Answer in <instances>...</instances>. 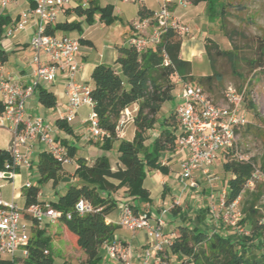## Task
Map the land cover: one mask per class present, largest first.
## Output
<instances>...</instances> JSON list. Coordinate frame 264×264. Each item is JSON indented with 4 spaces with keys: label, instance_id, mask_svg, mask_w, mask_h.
I'll list each match as a JSON object with an SVG mask.
<instances>
[{
    "label": "trees",
    "instance_id": "obj_1",
    "mask_svg": "<svg viewBox=\"0 0 264 264\" xmlns=\"http://www.w3.org/2000/svg\"><path fill=\"white\" fill-rule=\"evenodd\" d=\"M73 1L74 5L66 7L64 11L82 20L48 24L47 33L58 31L81 33L82 25L92 24L95 16L106 25L117 19L111 4L101 6L98 0ZM185 1L193 5L205 2L209 20L219 21L220 27L226 29L225 20L229 5L226 0ZM137 14L144 17L151 15L152 12L140 6ZM6 20L5 17H0V35ZM227 35L229 36L228 33ZM78 39L81 44L90 43L82 37ZM182 41V35L178 31L167 28L160 42L144 51H138L125 44L116 45L117 57L114 65L100 63L95 65L90 73L92 109L97 114L99 126L103 131L100 138L101 149H111L112 141L119 138L116 126L123 110L132 104H137V109L132 116L134 126L132 139H119L117 167L113 169L105 155L96 157L90 164L83 157H77L73 172L75 182L69 183L56 200L48 203L61 212L57 221L65 227L66 235L84 255V264H103L105 260L100 254V247L110 241L116 229V226L105 221L106 215L118 204L112 193L120 190L118 193L126 198L123 203L130 204L134 211H138L133 202L150 200V192L144 186L147 173L152 170L162 175L168 173L169 166L165 161L171 160L177 152L179 120L175 108L161 121L158 114L163 103L175 97V83L178 81L196 83L209 98L217 102L210 93V87L221 77L214 69L211 74L193 76L190 61L180 57ZM258 47L264 49L262 43ZM204 48L212 67L213 50L214 55L226 57L235 71L236 54L232 50L219 49L209 38H205ZM6 59V52L0 48V62ZM249 63L252 67L261 65L254 60ZM237 88L238 90L245 88L244 109L247 104L249 109L254 110V105L248 98L247 86ZM37 96L44 107H55L56 97L51 91L38 88ZM55 124L67 132L70 131L68 123L64 120L58 118ZM243 127L245 133H248L256 125L250 124L247 118V122L235 128V132L238 134ZM64 145L72 158L75 147ZM220 158L223 172L229 175L226 180L224 202L228 204L234 200L238 201L241 217L236 226L244 228L245 232L239 233L234 230L233 234H229L234 227L229 228L221 221H218L216 228L210 230L204 224L207 220L206 214H201L197 217L200 225L191 219L174 225L172 232L174 236L168 246V253L181 264H264V180L255 182L253 187L247 185L256 171L264 176V153L259 157H245L240 155L236 144ZM5 162H10V153L8 149L0 148V169L4 168ZM62 169L63 165L49 152L45 150L38 152L36 170L39 182L51 181L56 187ZM39 192L40 188L31 184L23 190L25 208L34 203L44 204L38 201ZM80 198L87 200L93 210L85 214L77 213L74 205ZM169 211L171 216L175 217L180 213V208L172 206ZM207 211L209 208H206L205 212ZM49 244L43 227L31 219L29 239L25 246L27 255L18 257L15 261H21L22 264H53ZM0 264H12V261L0 257Z\"/></svg>",
    "mask_w": 264,
    "mask_h": 264
},
{
    "label": "built area",
    "instance_id": "obj_2",
    "mask_svg": "<svg viewBox=\"0 0 264 264\" xmlns=\"http://www.w3.org/2000/svg\"><path fill=\"white\" fill-rule=\"evenodd\" d=\"M175 1L182 5L188 3L185 0ZM17 2L18 0H0V8L5 9L9 4ZM29 2L31 5L19 13L17 19L6 29L5 35L11 37L16 32L24 30L32 19L33 32L29 41L32 49L31 82L22 84L16 81L12 74L4 72L0 62V127L8 129L11 134L8 147L10 162H5L4 168L0 169V181L13 179L17 167L30 166V156L36 144H41L43 150L49 152L62 165L71 162L72 158L66 146L54 138L50 125L42 116L30 114L26 109V102L37 92L39 86L53 83L60 75L64 79L66 102L63 109L57 110L58 118L71 123L79 107L86 105L89 108L86 116L88 138L99 140L103 133L97 114L92 109L91 87L76 78L81 68L79 39L66 34L46 32L47 25L54 24L58 13L74 1L29 0ZM170 2L171 0H163L160 7L151 15L138 17L133 21L131 24L133 33L125 44L138 51H144L157 45L167 28L178 31L182 36L188 33L189 27L171 15ZM177 84L175 98L179 103L175 107V113L179 120V134L176 144L177 152L182 154L177 183L182 193L199 188V183L193 180V173L196 171L208 181L212 180L208 173L209 167L225 151L237 144L235 128L244 125L247 118L243 106L245 88L238 90L234 85L227 84L222 91V101L215 102L196 83L178 81ZM131 118L130 112L125 108L118 120L117 132ZM257 180H264L259 171L255 172L247 185L253 187ZM1 186L0 184V188ZM29 186V183L24 184L25 188ZM225 193L226 188H223L218 210L211 206L209 211L214 220L231 225L237 232L243 233L244 228L236 226L241 217L238 201L225 204ZM174 203L178 204V200ZM74 210L79 214H85L93 208L87 200L80 198L76 201ZM168 211L169 208L164 207L151 215L149 210L134 211L130 204L122 203L118 225L132 232L144 230L146 244L135 260L129 244L120 240L104 243L106 264H170L166 248L171 244L174 234L165 235L163 232ZM23 212L29 218V222L23 219ZM60 215L61 212L48 203L30 204L22 210L13 200H4L0 195V257L9 258L12 264H22L15 259L27 255L25 246L29 239L31 219L36 220L41 226L46 221L58 220ZM44 252L47 253V250Z\"/></svg>",
    "mask_w": 264,
    "mask_h": 264
},
{
    "label": "crops",
    "instance_id": "obj_3",
    "mask_svg": "<svg viewBox=\"0 0 264 264\" xmlns=\"http://www.w3.org/2000/svg\"><path fill=\"white\" fill-rule=\"evenodd\" d=\"M163 0H98L101 6H105L107 4L113 5V12L117 16L116 21H114L110 25L104 24L102 21L98 19V16H95V20L92 24H83L82 25V32L78 33L76 31L70 32H56L59 34H66L69 36L77 37V38H84L89 40L90 43L81 44L80 48V55L79 61L81 64V68L76 75V78L79 82L84 83L91 87V80H90V73L93 67L97 64L103 63L108 65H114V61L117 57L116 52V45H123L129 36L133 33L132 22L138 19L139 15L137 14L138 8L143 6L147 11L153 12L156 11ZM31 5L29 0H18L17 3L9 4L5 9L0 8V17H5L6 23L2 25V31L0 35V48L6 52L7 59L4 62H1L4 72H8L12 74L13 78L22 83V84H29L32 80L31 77V64H30V57L32 56V49L30 47L29 41L32 36L33 32V24L32 19L29 20L27 27L19 32H16L13 36L7 37L5 35L6 29L11 25V23L17 19L19 13L22 10H25ZM71 5H74L71 4ZM70 5V6H71ZM65 8L58 13L57 20L55 23L64 22V21H71V20H82V18H78L75 15L66 14ZM169 10L171 15L180 23L186 24L191 29V34L186 40H183L180 47V57L182 59L188 60L191 63V71L193 67V62L195 58H201L203 54H205L204 42L202 45V52L200 51V46L195 42L194 37L201 36L202 40L205 38H209L216 43L222 41L223 49H228V42L225 36L218 34L219 29L221 30L219 21H210L207 16V5L205 2H200L196 5L191 3H186L182 5L177 3L175 0H171L169 3ZM199 21V22H198ZM54 23V24H55ZM199 23V24H198ZM87 25L89 28L88 31L93 29L100 28L103 31L104 37L106 38L103 43L97 44V42L91 37L86 36V27ZM213 29V31H211ZM213 32V33H211ZM199 34V35H198ZM220 35V36H219ZM184 36V35H183ZM222 36V37H221ZM219 38V39H218ZM126 45V44H125ZM199 50L196 54L195 51ZM192 73H194L192 71ZM207 73H201L200 75H206ZM210 74V73H208ZM39 88H43L47 91H51L56 97V105L52 108L44 107L38 100L37 92L26 102V109L30 114L39 115L44 118V120L50 125L52 128L54 138L61 142L62 144H68L75 147V154L72 157V161L75 163L72 164H63L62 172L59 176V190L58 188L54 187L51 182V191L46 192L49 195L47 199H43V192L40 190L38 194V201L43 203H49L51 201L56 200L58 195L62 194L69 183L75 182V178L73 177L74 169L76 168V158L83 157L87 163H92L93 160L101 155H105L112 166V168H116L118 164V151L117 145L119 139H126L131 140L134 134V126H131V130L129 129V125H133L132 118L127 120L125 123L127 124V136H119L120 138L113 140L111 149L103 150L100 148V139L93 140L88 138V126H86V116H83L81 119L78 120V112L76 114L75 119L68 123L70 131L67 132L62 128L57 127L55 124V120L58 119L57 110L63 109L66 102V95H65V84L62 75L58 77L51 84H42ZM88 108V107H87ZM137 109V104H132L127 107V110L130 112V115L133 116ZM89 111V108H88ZM87 111V113H88ZM8 132L9 130L6 129ZM10 133V132H9ZM125 135V131L121 133ZM11 141V134L9 135ZM122 137V138H121ZM116 145V153L111 157L110 150L113 149V146ZM9 145L7 146H0V148L8 149ZM43 150V146L41 144H36L34 147V151L30 156L31 164L29 167L26 166H19L15 170V176L11 180L0 181L2 185L0 188V195L4 200L10 201L13 200L19 208L24 210L25 208V197L23 195V190L25 189L24 184L29 183L31 185H35L29 179L28 176H32L36 170V162H37V154L39 151ZM170 156V155H169ZM182 154L180 152H176L173 155L171 160L165 161V163L169 166V171L166 175L160 174L156 170L149 171L147 176L144 180V186L148 188L150 192V200L147 202H133L136 206L138 211L142 212L144 210H149L151 215H154L157 211L161 208H164L166 204V198L163 197L166 191H177L180 195L187 193L190 191L187 190L185 192L180 191L177 183V175L179 171V160L181 159ZM217 161V160H216ZM214 162L209 167V175L211 176L212 180L208 181L205 176H203L200 172L196 171L193 173V180L200 184L201 180H204L207 184L206 190L209 191L210 197L212 198L214 195L213 187L214 181L218 179V176L214 172V165L217 162ZM24 169L22 171L21 169ZM24 173H22V172ZM23 175H25L26 179H23ZM228 178V174H226ZM39 175H37L38 181ZM222 182V189L226 188V180ZM50 182V181H49ZM116 183V181H113ZM58 183V184H59ZM4 189V191H2ZM154 189L157 193V199L154 201L151 191ZM199 189V188H198ZM197 189V190H198ZM116 192L112 193L116 200H118L117 206L106 215L105 221L106 223H111L116 226L117 229H125L118 225V220L120 217V205L126 199L123 196ZM157 207V208H155ZM211 207V205H210ZM23 219L28 220L26 214L23 212ZM169 214L170 221H176V219ZM211 215H209L210 217ZM167 215L165 216V225L167 226ZM214 220V219H213ZM215 226L216 222L219 220H214ZM29 222V220H28ZM171 223L170 226H172ZM176 225V224H175ZM44 230L45 236L54 242L55 234H60L59 236L65 237L66 230L65 227L59 222H44L41 225ZM174 226V225H173ZM128 233L122 232L123 235L119 234H112L110 240H120L124 243L130 245L132 249V255L135 260L138 259L139 255L142 252L146 244V234L144 230H136V231H129L125 229ZM115 232V231H114ZM234 230L231 229L229 234H233ZM172 233V230H168L165 235H169ZM59 240V239H58ZM57 241V240H56ZM104 248V244L102 246ZM50 248V247H49ZM105 249V248H104ZM50 251V250H49ZM168 253V247L166 248ZM169 254V253H168ZM106 260V256H105ZM179 263V261L177 262Z\"/></svg>",
    "mask_w": 264,
    "mask_h": 264
},
{
    "label": "rangeland",
    "instance_id": "obj_4",
    "mask_svg": "<svg viewBox=\"0 0 264 264\" xmlns=\"http://www.w3.org/2000/svg\"><path fill=\"white\" fill-rule=\"evenodd\" d=\"M229 5L227 6V18L225 20L226 29H219L218 34L225 36L228 44V49H223L222 41L217 44L219 49L222 50H232L236 54V69L232 70L230 61L224 56L214 55L212 50L213 57V67L210 63L209 56L206 51L202 57L193 59L192 71L193 76L200 75L201 73H212L213 69L221 77L219 81H214L210 87V93L216 99V101H222V91L224 90L227 84H232L235 87L247 86L249 89L248 98L252 101L254 105V110H251L245 104L246 116L250 124L256 125L255 128H251L248 133H245V127L241 128L237 134V144L238 151L240 155L245 157H259L264 153V49L263 47H258L260 43L264 45V0H226ZM199 22V21H198ZM199 24V23H198ZM186 25V24H185ZM86 27V36H91L97 44L103 43L106 39L104 37L103 31L100 28H95L91 31H88L89 28ZM189 27V26H188ZM213 31V29H211ZM229 36L227 35V33ZM213 33V32H211ZM191 34V29L189 27V32L182 36V40H186ZM199 35V34H198ZM219 35V36H220ZM221 36V37H222ZM219 39V38H218ZM195 42L200 46V51L202 52V45L205 42V39L202 40L201 36L194 37ZM199 50L195 51V54ZM251 60L255 62H260L261 65L257 67H252L249 63ZM178 87V84L175 83V89ZM179 101L173 97L171 100L163 103L161 110L158 114L159 121L163 117L167 116L170 112L176 107ZM88 108L86 105H82L78 109V120L83 116H86ZM88 123L86 124V126ZM129 125V129L131 130ZM127 124L124 123L123 126L118 131L119 136H127ZM125 131V135L121 133ZM10 133L6 128L0 127V146L10 145L9 137ZM120 138V137H119ZM122 138V137H121ZM116 153V145L113 146V149L110 150V156L112 157ZM217 164L214 165V172L218 176V179L214 181V187L212 198L210 197V192L206 190L207 184L204 180L200 181L199 189H190L189 192L184 194H179L176 190L166 191L164 196L166 198V208H171L172 206H179L180 213L174 218L176 221L169 220V212L167 215V226L163 228V232L166 234L168 230L174 229L175 224H181L186 219H191L195 224H199L197 217L201 214H206V219L204 221L205 226L212 230L215 226V221L211 215L210 211H206V208H209L210 205L218 210L219 199L221 197L222 191V182L227 178L226 173L223 172L221 165V158L218 157ZM69 164V163H68ZM70 164L74 165L75 163L71 160ZM24 171V169H21ZM21 171V172H22ZM23 173V172H22ZM24 174V173H23ZM37 170L33 173L32 176H28L31 182L40 188L43 192V199L49 197L46 192L51 191V181L42 183L37 181ZM23 179L25 175H23ZM256 182H261L257 180ZM59 183V181H58ZM56 185V188L59 190L60 183ZM4 191V189H2ZM119 195L121 193H118ZM151 195L154 201L157 199V193L154 189L151 191ZM175 200H178V204H175ZM157 208V207H155ZM161 209L156 210L158 213ZM209 215H211L209 217ZM171 223H174L171 225ZM218 224V222H216ZM223 223V222H222ZM225 224V223H223ZM225 226L232 228L231 225ZM242 228V227H241ZM233 230H236L234 227ZM128 233L125 229H115L114 234L123 235L122 232ZM60 234H55L54 242L51 240L49 246L50 254L53 258V264H84V255L80 250L75 246L74 241L70 239L67 235L65 237L59 236ZM59 239V240H58ZM103 246V245H102ZM100 247V254L103 257V260L106 256V251L103 247ZM168 259L170 264H181L177 263L178 261L170 256L168 253ZM105 260L103 264H105Z\"/></svg>",
    "mask_w": 264,
    "mask_h": 264
}]
</instances>
